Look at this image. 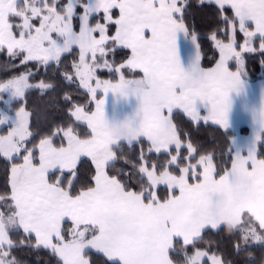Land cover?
<instances>
[{
  "label": "snow or ice",
  "instance_id": "obj_1",
  "mask_svg": "<svg viewBox=\"0 0 264 264\" xmlns=\"http://www.w3.org/2000/svg\"><path fill=\"white\" fill-rule=\"evenodd\" d=\"M207 2L218 7L225 24L209 36L219 53L209 68L201 65L197 34L185 22L188 0H0V51L21 66H39L0 82V130L8 129L0 135V157L11 163L9 190L0 195V264H19L12 253L23 247L47 250L58 264H92L90 250L102 253L106 264H203L205 257L211 264H235L218 247H197L205 231L222 228L235 240L234 255L247 252L251 260L249 250L264 247V158L258 151L264 145V82L253 95L245 71L246 53L264 57V0ZM218 31L226 41L217 38ZM181 35L191 37L187 57ZM77 49L63 79L78 81L95 110L72 103L65 93L73 123L29 147L34 134L27 94L55 87L30 80L40 67L45 74L53 64L58 70ZM117 49L127 50L119 64L109 60ZM105 69L118 79H100ZM126 72L138 78H126ZM109 94L113 101L134 99L132 114L110 121ZM177 111L195 128L211 122L231 133L222 168L216 152L201 154L191 132L174 123ZM237 115L247 121L246 136L235 133ZM80 123L90 130L84 138L75 130ZM125 144L133 153L139 144V153L125 158L129 172L111 175L108 169ZM160 155L167 159L161 162ZM82 157L90 160L93 174L77 191ZM161 186L167 190L163 196Z\"/></svg>",
  "mask_w": 264,
  "mask_h": 264
},
{
  "label": "trees",
  "instance_id": "obj_2",
  "mask_svg": "<svg viewBox=\"0 0 264 264\" xmlns=\"http://www.w3.org/2000/svg\"><path fill=\"white\" fill-rule=\"evenodd\" d=\"M65 0H60V3L63 4ZM189 7L185 11V22L189 28V32H195L197 34L198 40L197 43L200 45L201 49V65L205 68L213 67L218 60V51L213 45V42L209 39L208 32H213L217 30L223 29V21L221 20V13L216 6L210 3L204 2L200 3V0H188ZM225 15L231 17L232 11L229 8H226ZM96 19L92 20V23L95 24L97 22ZM75 29L79 30V22L74 21ZM114 32V28L112 29ZM217 38L226 41V36L222 31L217 32ZM237 42H243V36L239 32H237ZM259 40L255 41V47L259 48ZM127 50L117 49L116 52L109 55V59H114L116 64L121 63L124 59H126ZM262 60L264 57L257 53H246L245 54V71L248 74V80L250 82H255L260 79H264V67H262ZM39 66L35 62H30L26 67L20 65L19 59H12L9 57L6 50L0 51V82L6 81L12 77L18 76L21 73L25 72L28 69H31L33 72H36ZM235 66L233 65V69ZM100 75L104 78H110L114 76L106 70H102ZM140 75V74H139ZM48 76L45 74V70L43 67L39 68V73L36 74L30 83L35 84L38 81L46 80ZM138 77V75H134L126 72V78ZM100 96L98 95V98ZM58 117V116H57ZM74 120H70L72 123ZM174 123H177L184 131L191 132L194 143L200 147L201 154L205 152H216V163L219 167L224 166V157L221 155L222 153L227 152L229 148V134H224L223 130L219 129L217 126H213L211 124L204 125L201 123L199 128H195L192 123L188 121V119L181 113L176 112L174 115ZM56 125V123H55ZM82 127L75 129L81 136H84L85 133H88L85 129H80ZM7 128H3L0 130V135H4L7 132ZM82 130V131H81ZM240 132H244V130H240ZM56 146H60L62 140L60 137H56L54 140ZM146 147V146H145ZM135 153L129 150L127 144L123 146V150L119 153L118 160L109 167V174L115 175L121 169L124 170L125 173L130 171V165L125 164L124 160L126 157H131L134 155H138L140 145L137 144L135 146ZM260 152L261 158H264V145H261L258 149ZM186 154V153H185ZM37 155V154H36ZM155 158V154H153V159ZM161 162H164L167 159L166 155H160L159 157ZM15 163L21 162L20 160L14 161ZM151 162V161H150ZM230 165V161H229ZM78 181L75 185L76 190L78 191L81 186L87 183L91 175L93 174V169L91 162L88 158H82L78 163ZM55 179V177H51ZM123 178V177H122ZM130 184L135 185L136 180L132 179ZM2 189V185H1ZM5 186L1 190L5 191ZM166 188L161 187V195L166 194ZM12 238L14 240L22 239V235H13ZM34 243V238L33 241ZM235 243L234 239L229 238V234L226 228H222L219 232H215L212 230H207L203 234V240L200 241L197 245L201 250L207 251L209 248L215 250L217 247L220 249L225 255L226 259L234 260L235 264H264V247L254 246L249 251L253 253L254 259H247L248 253L241 252L239 255L233 254V244ZM180 247L179 245L177 246ZM189 254L193 251V249L189 248ZM208 254H212L209 252ZM219 254V253H217ZM12 255L19 261V264H58V257L52 255L49 251L41 249L39 251L33 250L28 247L19 248L13 251ZM87 258L92 261V264H106V258L102 255L95 253L93 251H88ZM174 259L179 260V257H173ZM61 264V262H60ZM203 264H209L207 260L203 261Z\"/></svg>",
  "mask_w": 264,
  "mask_h": 264
},
{
  "label": "rangeland",
  "instance_id": "obj_3",
  "mask_svg": "<svg viewBox=\"0 0 264 264\" xmlns=\"http://www.w3.org/2000/svg\"><path fill=\"white\" fill-rule=\"evenodd\" d=\"M36 23L38 25V21ZM222 28H225L224 22ZM208 33V35H210L212 32ZM74 57L78 58V49L74 53L66 55V57L62 60L58 70L55 64L48 68V76L44 81L54 84L55 87L53 89L48 90L43 95H41L39 91L28 92L27 108L32 113L30 118V131L34 134V138L28 145L29 147L38 144L39 140L43 136L49 134L51 130H54L57 127H65L69 123H71L69 119V109L71 105L64 101L65 93L71 95L72 103L87 106V110L89 112L95 110V103H90V97L86 94L84 90L78 87V81L69 84L63 79V74L66 69L69 73H71V65L73 63ZM100 72L101 71L98 72V77L100 79L112 80L113 82L118 79V77L115 75L111 76L110 78H103L100 75ZM19 107V104L14 105V110L15 108ZM79 126L82 127L80 129H86V131L88 132L90 131L87 128L86 123L76 124L75 129L79 128ZM81 138H84V136H81ZM6 162L8 161L5 158L0 157V163H2L4 166L8 165L6 166L5 177V170H0V185L2 184V187L4 185H9L8 182L10 177L11 163L7 164ZM204 259L208 260L207 257H205ZM208 262L211 264L210 260H208Z\"/></svg>",
  "mask_w": 264,
  "mask_h": 264
},
{
  "label": "crops",
  "instance_id": "obj_4",
  "mask_svg": "<svg viewBox=\"0 0 264 264\" xmlns=\"http://www.w3.org/2000/svg\"><path fill=\"white\" fill-rule=\"evenodd\" d=\"M205 2L208 3L207 0H205ZM210 4H213L214 6H216L214 3H210ZM116 14L118 15V10H116ZM180 45H181L182 55L184 57H187L191 53V51H192L191 37L189 36V38L187 40H185L183 38V36L181 35ZM218 55H219V53H218ZM218 58H219V56H218ZM233 70H235V68ZM140 75H142V74H140ZM132 78H138V77H131L129 79H132ZM261 82H264V79H260V80L255 81V82H250L249 81V83L251 85V91H252V94L253 95H255L258 92V86H259V84ZM100 95H102V93ZM135 106H136V101L134 99L133 100H130V101H123V100L113 101L112 100V97H111V94H109L108 97L106 98V105H105L107 118L110 121H114V122L122 121L123 119H125L126 117H128V116H130L132 114ZM0 107H2V105H0ZM107 112H109V113H107ZM177 112H179V111H177ZM179 113H181V112H179ZM181 114H183V113H181ZM233 123L235 125V133L237 135L243 137V136H246L248 134L249 128L247 126V121H246L245 118H243L242 116H238V115L237 116H234ZM209 124H211V122H209ZM240 130H244V132H240ZM38 155L39 154L37 152V157H38ZM82 158H86V157H82ZM6 163L8 164L9 162H6ZM6 166H8V165H6ZM6 166H4L2 163H0V170L1 169H4L5 170L4 177L6 176ZM1 185H0V192H1L0 195H3V194H5L9 190V185L8 186L4 185L5 188H6L4 192L1 191L3 189V187H4L3 186L2 189H1ZM161 187H163V186H161ZM90 251L95 252L94 250H90ZM95 253H97V252H95ZM98 254H100V255H102L104 257V255L102 253H98ZM104 258H106V257H104ZM204 260H206V259H204ZM61 264H62V262H61Z\"/></svg>",
  "mask_w": 264,
  "mask_h": 264
}]
</instances>
